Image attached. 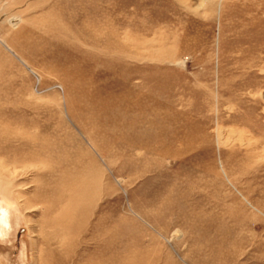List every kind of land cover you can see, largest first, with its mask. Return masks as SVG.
<instances>
[{"label":"rangeland","instance_id":"1","mask_svg":"<svg viewBox=\"0 0 264 264\" xmlns=\"http://www.w3.org/2000/svg\"><path fill=\"white\" fill-rule=\"evenodd\" d=\"M0 209V264H264V0H0Z\"/></svg>","mask_w":264,"mask_h":264},{"label":"bare ground","instance_id":"2","mask_svg":"<svg viewBox=\"0 0 264 264\" xmlns=\"http://www.w3.org/2000/svg\"><path fill=\"white\" fill-rule=\"evenodd\" d=\"M1 210V209H0ZM2 211V210H1ZM1 215H0V218H1V223H2V228H3V230H6V229H9V227H8V221H7V215H6V213L5 212H2V213H0ZM1 227V226H0ZM1 235V234H0Z\"/></svg>","mask_w":264,"mask_h":264}]
</instances>
